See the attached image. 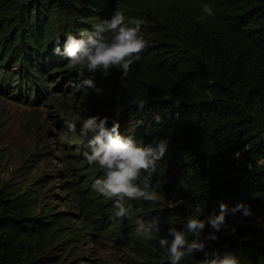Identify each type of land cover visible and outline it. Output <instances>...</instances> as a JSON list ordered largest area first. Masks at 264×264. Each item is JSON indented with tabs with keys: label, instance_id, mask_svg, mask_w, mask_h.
<instances>
[{
	"label": "trees",
	"instance_id": "16d2710c",
	"mask_svg": "<svg viewBox=\"0 0 264 264\" xmlns=\"http://www.w3.org/2000/svg\"><path fill=\"white\" fill-rule=\"evenodd\" d=\"M203 3L216 15L197 22ZM117 9L127 20L141 23L147 45L126 77L115 69L107 77L94 74L103 93L89 88V95L100 101L101 117H109V123L118 120L121 133L137 141L169 138L171 146L153 179L160 198L178 197L202 218L218 214L222 202L229 209L244 202L253 214L264 215V0H0V70L18 74L1 75L0 89L22 88L32 80L40 93L39 80L52 69L60 71L57 67L80 82L77 69L55 54L56 38L91 31ZM137 101H144V107ZM154 114L162 123L154 121ZM78 130L68 178L78 175L90 183L103 170L87 162L84 153L90 149ZM182 176L189 180V190L177 189ZM103 197L98 193L91 198L97 199L93 213L104 214ZM129 203L133 219L113 217L112 232L129 228L117 239L134 246L136 264H168L158 241L168 235L169 225L183 226L179 209L143 200ZM28 209L26 200L0 192V264H38L37 249L54 240L61 213L43 220ZM137 217L158 220L161 232L151 240L138 236ZM248 219L240 212L227 217L238 236L248 233L242 224ZM223 232L218 245L225 244ZM242 244L236 249L241 264H264V241ZM204 258L196 252L180 264H200Z\"/></svg>",
	"mask_w": 264,
	"mask_h": 264
},
{
	"label": "rangeland",
	"instance_id": "374dc122",
	"mask_svg": "<svg viewBox=\"0 0 264 264\" xmlns=\"http://www.w3.org/2000/svg\"><path fill=\"white\" fill-rule=\"evenodd\" d=\"M57 69L61 70L52 69L39 80L40 93L32 80L22 88L0 89V192L9 199L26 200L28 213L43 220L61 213L54 240L36 251L41 259L38 264H136L139 257L134 246L124 244V238L117 239L129 228L118 234L112 232V224L117 222L112 216L113 202L103 197L104 214L93 213L95 208L91 206L97 199L91 198L98 194L91 189L94 181L89 183L78 175L68 178L72 173L69 155L77 146V136L69 131L68 124L76 121L79 129L81 117L102 113L100 101L89 95V88L81 81L74 82L62 68ZM10 73L18 78L17 73ZM10 73L0 70V76L9 77ZM261 198L264 201V196ZM177 201L178 197L160 198L157 204L173 203L175 206L169 207L179 209L182 222L189 215L202 218L197 208ZM228 224L233 226L229 221ZM242 224L248 231L246 235L238 236L225 228V244L211 241L208 250L236 251L244 242L264 241V215L253 214Z\"/></svg>",
	"mask_w": 264,
	"mask_h": 264
},
{
	"label": "clouds",
	"instance_id": "9594fccd",
	"mask_svg": "<svg viewBox=\"0 0 264 264\" xmlns=\"http://www.w3.org/2000/svg\"><path fill=\"white\" fill-rule=\"evenodd\" d=\"M215 15L213 7L209 3H203L202 13L195 19L197 22H204L207 17ZM146 45L147 41L141 34V23L127 20L125 13L117 9L110 18L96 23L91 31L81 30L78 35L69 33L63 41L57 37L54 52L66 57L69 64L77 69V76L85 88L102 94L103 88L97 86L94 74L99 72L107 77L115 69L120 71L122 77H126L134 62L140 59ZM144 103L137 101V106L143 108ZM109 119L99 114L81 117L79 136L87 141L90 149L84 153L89 165H98L103 170V175L94 180L93 189L113 200L116 209L114 217L131 220L133 205L129 201H159L160 195L153 187V179L158 174L159 164L171 143L168 137L153 138L149 142L137 141L132 136L121 133L118 120L113 119L109 123ZM153 119L157 124L162 123L159 114H154ZM68 129L76 133L77 122L69 123ZM240 156L241 152L236 150L234 157L239 159ZM164 182L167 183L168 179L165 178ZM177 189L189 190V180L180 177ZM169 206L175 205L170 202ZM230 212H240L242 217L253 215L251 206L244 202L231 209L222 202L218 214L213 213L206 218L189 215L182 227L169 225L168 235L161 236L158 241L160 248L167 254L168 264H180L186 256H194L196 252L204 253L205 258L200 264H241L236 251L208 250L209 242L219 240V233L225 228H229L231 233L236 232V226L228 224ZM206 227L210 229L207 233L204 231ZM135 232L138 236L151 240L154 234L161 232L160 222H145L137 217Z\"/></svg>",
	"mask_w": 264,
	"mask_h": 264
}]
</instances>
